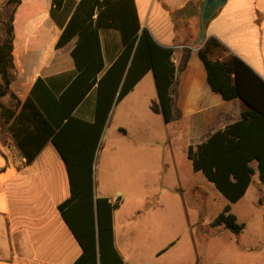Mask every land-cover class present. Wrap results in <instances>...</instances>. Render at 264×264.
I'll use <instances>...</instances> for the list:
<instances>
[{
  "label": "trees",
  "instance_id": "16d2710c",
  "mask_svg": "<svg viewBox=\"0 0 264 264\" xmlns=\"http://www.w3.org/2000/svg\"><path fill=\"white\" fill-rule=\"evenodd\" d=\"M48 14L61 30L55 48L75 38L71 49L75 69L57 86L37 76L28 96L19 99L9 88L14 66L10 16L0 42V98L9 95L13 108L0 102V110L5 121L12 119L9 131L27 161L50 141L65 162L70 195L57 208L81 248L72 264H126L114 246L112 226L113 209L122 197L111 200L95 195V152L112 104L148 71L153 74L162 118L170 120L173 49L140 26L134 0H50ZM24 25L31 30L35 24ZM109 27L119 31L121 49L105 67L99 29ZM198 55L211 89L224 99L240 98L246 104L238 119L186 150L192 169L200 171L227 200L211 225L238 234L243 224L230 211V203L246 192L255 170L252 162L264 184V79L215 36L205 38ZM93 87V118L87 121L73 115V110Z\"/></svg>",
  "mask_w": 264,
  "mask_h": 264
},
{
  "label": "crops",
  "instance_id": "0c3cea01",
  "mask_svg": "<svg viewBox=\"0 0 264 264\" xmlns=\"http://www.w3.org/2000/svg\"><path fill=\"white\" fill-rule=\"evenodd\" d=\"M201 1L134 0L140 26L147 28L158 43L173 49L175 76L170 87L173 104L168 122L176 121L179 132L185 134L186 150L188 145L238 119L246 108L240 98L224 99L207 82L198 55L203 43L198 40ZM49 2L20 0L16 4L0 0V7L9 8L6 19L12 16L14 33L9 88L21 100L28 96L37 76L49 78L57 86L75 69L71 57L75 38L54 47L61 30L48 14ZM26 23L35 25L26 30ZM205 29L207 36H215L264 79V0H225L206 22ZM99 36L107 67L121 49L119 31L101 28ZM94 99L93 87L73 115L91 121ZM1 103L11 106L3 99ZM151 110L158 112L160 107L153 74L148 71L121 100L112 104L106 121L119 124L122 117L140 118ZM11 120L5 121L0 110V264H72L81 248L57 208L70 195L65 162L50 141L27 161L9 131ZM101 148L95 152V169ZM94 184L96 196L107 197L96 192L95 178ZM114 213L113 209L114 246L128 264L119 249Z\"/></svg>",
  "mask_w": 264,
  "mask_h": 264
},
{
  "label": "rangeland",
  "instance_id": "374dc122",
  "mask_svg": "<svg viewBox=\"0 0 264 264\" xmlns=\"http://www.w3.org/2000/svg\"><path fill=\"white\" fill-rule=\"evenodd\" d=\"M8 11L0 7V42ZM2 99L12 102L9 95ZM118 121L125 126L105 123L92 178L94 193L95 178L98 195L122 197L114 220L128 264H264V184L254 162L246 192L230 203L243 224L234 234L223 225H211L227 200L192 169L185 134L176 121L165 122L153 110Z\"/></svg>",
  "mask_w": 264,
  "mask_h": 264
},
{
  "label": "water",
  "instance_id": "95a60500",
  "mask_svg": "<svg viewBox=\"0 0 264 264\" xmlns=\"http://www.w3.org/2000/svg\"><path fill=\"white\" fill-rule=\"evenodd\" d=\"M225 3V0H202L199 12V32L198 40L204 41L207 37L205 24L213 14V12Z\"/></svg>",
  "mask_w": 264,
  "mask_h": 264
}]
</instances>
